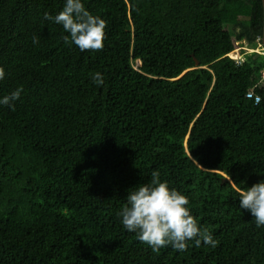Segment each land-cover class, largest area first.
<instances>
[{"label": "trees", "instance_id": "16d2710c", "mask_svg": "<svg viewBox=\"0 0 264 264\" xmlns=\"http://www.w3.org/2000/svg\"><path fill=\"white\" fill-rule=\"evenodd\" d=\"M65 2L0 0V98L23 89L0 105V264H264L238 197L264 180V57L226 54L256 47L260 0H82L102 51L44 18ZM154 170L216 247L156 252L123 227Z\"/></svg>", "mask_w": 264, "mask_h": 264}, {"label": "clouds", "instance_id": "9594fccd", "mask_svg": "<svg viewBox=\"0 0 264 264\" xmlns=\"http://www.w3.org/2000/svg\"><path fill=\"white\" fill-rule=\"evenodd\" d=\"M47 20H54L62 25L69 35L65 43L75 44L81 51H102L106 38L107 21L91 14L82 0H66L63 8L53 17L44 14ZM38 43V38H33ZM4 69L0 67V80L4 78ZM93 83L102 85L103 74L95 72ZM22 87L0 98V105L14 109V101L20 97ZM239 205L255 217L257 227L264 226V180L253 183L246 189H238ZM189 199L175 188H170L166 180L160 179L159 171L151 173L148 183L140 184L127 195V203L118 215L123 227L135 232L137 238L158 252L161 248L171 246L185 251L188 241L194 240L199 246L204 244L216 247V241L207 230H201L198 221L187 207Z\"/></svg>", "mask_w": 264, "mask_h": 264}, {"label": "rangeland", "instance_id": "374dc122", "mask_svg": "<svg viewBox=\"0 0 264 264\" xmlns=\"http://www.w3.org/2000/svg\"><path fill=\"white\" fill-rule=\"evenodd\" d=\"M257 41L255 48L248 47V44L245 43L243 40H236L234 48L230 51L229 54H231L233 57H243L246 55L248 57V52H256L257 54H263L264 57V49L262 48L261 43ZM247 49V50H246ZM132 63L135 65L138 63V61L134 60ZM263 65V64H262ZM264 66V65H263Z\"/></svg>", "mask_w": 264, "mask_h": 264}, {"label": "water", "instance_id": "95a60500", "mask_svg": "<svg viewBox=\"0 0 264 264\" xmlns=\"http://www.w3.org/2000/svg\"><path fill=\"white\" fill-rule=\"evenodd\" d=\"M260 3H261V11H262V22H261V33H260L259 42L261 43L262 47H264V0H260ZM194 63L197 64V60H194Z\"/></svg>", "mask_w": 264, "mask_h": 264}, {"label": "built area", "instance_id": "2783aa9c", "mask_svg": "<svg viewBox=\"0 0 264 264\" xmlns=\"http://www.w3.org/2000/svg\"><path fill=\"white\" fill-rule=\"evenodd\" d=\"M229 53H230V51H229L228 53H226V54H227L229 57L233 58L235 61H239V60H241V57H233V56H232L231 54H229ZM244 95H245L246 97H252L254 101H256V100L258 99V95L255 94V93L252 91L251 88L246 89Z\"/></svg>", "mask_w": 264, "mask_h": 264}, {"label": "bare ground", "instance_id": "6f19581e", "mask_svg": "<svg viewBox=\"0 0 264 264\" xmlns=\"http://www.w3.org/2000/svg\"><path fill=\"white\" fill-rule=\"evenodd\" d=\"M264 49V47H262ZM247 50V49H246Z\"/></svg>", "mask_w": 264, "mask_h": 264}]
</instances>
